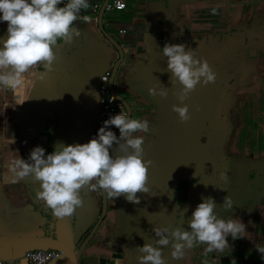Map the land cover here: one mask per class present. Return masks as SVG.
Here are the masks:
<instances>
[{
    "label": "crops",
    "instance_id": "obj_1",
    "mask_svg": "<svg viewBox=\"0 0 264 264\" xmlns=\"http://www.w3.org/2000/svg\"><path fill=\"white\" fill-rule=\"evenodd\" d=\"M106 1L88 0L89 8L75 22L81 35L54 48L53 71L40 66L35 71L45 73L43 78L28 75L17 90L0 87V258H19L55 240L62 222L74 246L94 229L77 264H141L138 247L155 246V227L190 230L192 211L211 196L217 216L238 218L246 235L229 236L223 252L205 254L206 245L195 244L180 259L171 256L169 237L168 246L157 245L165 264H264L256 250L264 247V0H123L124 9L102 11L98 21ZM6 30L7 22L0 21V39ZM105 35L119 46L120 56ZM166 42L193 48L216 73V82L197 84L178 100L181 85L171 84L162 53ZM117 60L113 94L131 118L150 122L143 145V158L153 161L150 191L137 193L138 204L104 193L98 221L100 189L85 187L84 206L57 224L36 197L39 182L31 176L14 182L9 166L19 157L27 160L36 146L50 153L57 142H88L98 117L93 95L98 77ZM164 86L166 98L149 94ZM181 103L188 106L186 122L172 110ZM110 130L119 137L118 128ZM226 195L233 201L230 210L221 207Z\"/></svg>",
    "mask_w": 264,
    "mask_h": 264
},
{
    "label": "clouds",
    "instance_id": "obj_2",
    "mask_svg": "<svg viewBox=\"0 0 264 264\" xmlns=\"http://www.w3.org/2000/svg\"><path fill=\"white\" fill-rule=\"evenodd\" d=\"M88 8V0H67V3L64 0H0V21L7 22V35L0 39V87L17 90L24 87L28 75L43 78L45 73L35 71L40 66L46 72L53 71L55 46L59 41L70 45L81 35L75 22L82 10ZM83 19L88 21L87 16ZM193 52V48L185 50V45L167 42L162 48L167 57V70L171 72V84L181 85L177 94L181 102L197 84L216 82V73L208 62L195 57ZM149 94L166 98L168 88L153 87ZM93 95L102 102L98 93ZM172 110L182 122L190 118L187 104H174ZM149 123L148 118L133 119L127 113L119 112L105 120L86 143L57 142L50 153L36 146L27 160L19 157L12 161L9 167L13 181L29 176L38 181L37 199L42 200L58 219L70 217L77 208L84 206L80 193L85 187L89 191L102 189L113 199L124 196L128 202L138 204L137 193L150 191L148 170L153 161L143 158L145 136L151 132ZM110 125L119 129V137L110 130ZM13 142L11 139L10 143ZM221 179L227 180V174L222 173ZM216 207L213 197L202 198L188 221L190 230L178 226L171 230L155 227V235L159 237L155 246L145 242L138 247L142 253L141 264H165L162 250L157 245L168 246L169 237L172 238L171 256L174 259L183 257L185 250L195 244H205V254L223 252L230 247L229 236L233 240L244 237L245 225L238 218L217 216ZM221 207L226 210L233 207L229 195L223 198ZM256 250L264 259V247Z\"/></svg>",
    "mask_w": 264,
    "mask_h": 264
},
{
    "label": "built area",
    "instance_id": "obj_3",
    "mask_svg": "<svg viewBox=\"0 0 264 264\" xmlns=\"http://www.w3.org/2000/svg\"><path fill=\"white\" fill-rule=\"evenodd\" d=\"M66 1L67 0H64V2ZM118 5H123V7L121 8ZM97 7L98 4H93L94 11ZM124 8L125 2L123 0H107L103 4L104 12H111L114 9L120 10ZM109 76L110 69H106L102 74L99 75L97 80L95 92L98 93L102 98V102L97 101L98 117L92 129L90 138L96 135L98 128L101 127L103 122L110 116L118 114L119 112L125 113L122 103L116 99L108 84ZM61 255L62 251L56 249H29L25 250L19 258H15L10 261H5L0 258V264H6L7 262H13V264H47L51 260L60 258Z\"/></svg>",
    "mask_w": 264,
    "mask_h": 264
},
{
    "label": "water",
    "instance_id": "obj_4",
    "mask_svg": "<svg viewBox=\"0 0 264 264\" xmlns=\"http://www.w3.org/2000/svg\"><path fill=\"white\" fill-rule=\"evenodd\" d=\"M102 11H103V6L100 8V10L98 12V16H97L98 21H100V19H101ZM98 29H99V31H103L100 25L98 26ZM105 37L112 44V46L116 49V51L118 52V54L120 56L121 52H120L119 46L113 40H111V38L109 36L105 35ZM118 61L119 60H117V62H115L113 64V67L110 70V76H109V80H108V84H109L110 88H111V77L115 72ZM111 90H112V88H111ZM115 97H116V99H118L122 103V105L125 109V113L129 114L128 107L125 104V102H123V100H121L118 96L115 95ZM113 126L114 125L110 126L109 128H112ZM100 194H101L102 206H101V211H100V216H99L98 221L100 220V218L103 215L104 210H105V198H104V191L102 189H100ZM55 219H56V223L59 222V221H57L58 218L55 217ZM97 222H96V224H97ZM61 224H62V222L59 223L60 229L58 231V234H57L55 240H51V241L48 240L45 243V245L38 247V248H34V249H56V250H60V251H62V255L60 258H62V257L67 258L68 264H77L81 250L84 247V245L86 244V242L88 241V239L90 238L94 229L92 228L90 230V232L82 240V242L79 244V246H74V244L72 243V238L70 236V232L68 231V229L65 226H63V224L62 225ZM96 224L94 225V227L96 226ZM57 259H59V258H57ZM3 260L10 261L11 259H9V260L3 259Z\"/></svg>",
    "mask_w": 264,
    "mask_h": 264
},
{
    "label": "flooded vegetation",
    "instance_id": "obj_5",
    "mask_svg": "<svg viewBox=\"0 0 264 264\" xmlns=\"http://www.w3.org/2000/svg\"><path fill=\"white\" fill-rule=\"evenodd\" d=\"M89 232H90V231H89ZM89 232H88V233H89ZM88 233H87V234H88ZM87 234H86V236H87ZM86 236H85V237H86ZM85 237H84V238H85ZM84 238H83V239H84ZM81 242H82V241H81ZM78 246H79V245H78ZM78 259H79V258H78Z\"/></svg>",
    "mask_w": 264,
    "mask_h": 264
}]
</instances>
